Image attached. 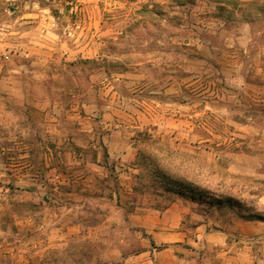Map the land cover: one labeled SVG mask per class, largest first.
Wrapping results in <instances>:
<instances>
[{
	"label": "rangeland",
	"instance_id": "obj_1",
	"mask_svg": "<svg viewBox=\"0 0 264 264\" xmlns=\"http://www.w3.org/2000/svg\"><path fill=\"white\" fill-rule=\"evenodd\" d=\"M44 2L71 34L33 89L62 110L0 116V264H142V213L175 202L189 236L264 221V0Z\"/></svg>",
	"mask_w": 264,
	"mask_h": 264
},
{
	"label": "crops",
	"instance_id": "obj_2",
	"mask_svg": "<svg viewBox=\"0 0 264 264\" xmlns=\"http://www.w3.org/2000/svg\"><path fill=\"white\" fill-rule=\"evenodd\" d=\"M68 34L70 30L60 16L50 13L44 0H0V53L8 51L12 57L9 63L0 60V116H11V130L28 131L31 120L27 119L32 113L43 120L47 116L56 120L61 112V93L34 91L33 85L48 81L47 62L54 52L59 56L68 47ZM249 127L244 123L239 128L248 131ZM118 131L106 133L109 150ZM256 154L243 152L242 161H230L232 170L252 169L253 164L247 162ZM42 193L51 198L59 191ZM182 210L181 203L175 202L165 210L142 213V229L154 241V246L142 249V264H264V236L259 235L264 221L238 218L213 230L202 223L194 226L200 234L189 236L181 229Z\"/></svg>",
	"mask_w": 264,
	"mask_h": 264
},
{
	"label": "trees",
	"instance_id": "obj_3",
	"mask_svg": "<svg viewBox=\"0 0 264 264\" xmlns=\"http://www.w3.org/2000/svg\"><path fill=\"white\" fill-rule=\"evenodd\" d=\"M155 141V140H157V139H153V138H151V136H150V134H148L146 131H144V132H142V137L140 138V142H147V141ZM138 150H139V148H138ZM171 186H173V185H171ZM169 188H173V187H169ZM252 217L253 218H255V219H260V218H262L261 216H259V215H252ZM151 244L153 245V241L151 240Z\"/></svg>",
	"mask_w": 264,
	"mask_h": 264
}]
</instances>
